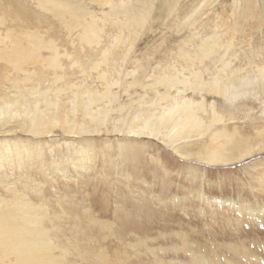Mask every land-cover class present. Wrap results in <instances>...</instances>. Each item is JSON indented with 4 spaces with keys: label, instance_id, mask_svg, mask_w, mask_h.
Here are the masks:
<instances>
[{
    "label": "rangeland",
    "instance_id": "1",
    "mask_svg": "<svg viewBox=\"0 0 264 264\" xmlns=\"http://www.w3.org/2000/svg\"><path fill=\"white\" fill-rule=\"evenodd\" d=\"M105 1L0 0V52L10 53L20 47L36 52L38 57V66L33 60H25L22 68L26 72L15 71L17 75L12 65L0 60V84H4L0 93L11 85L1 81L4 74L18 81L33 72L38 76L25 85L39 81L42 87L74 84L101 90L98 72L89 69L98 62L100 71L111 69L109 81L120 83L112 89L118 101L113 108L125 106L136 95L154 98V93L138 87L127 88L132 80L126 74L132 69L135 78L143 80L157 66L175 64L182 51L195 55L197 45L211 33H201L199 29L204 26L220 27L216 33L222 44L232 41L226 51L218 50L233 57L227 59L231 69L239 67L248 72L264 60V21L254 0L242 4L243 18L237 16L243 9L236 14L240 8L234 9L233 0H216L198 14L197 25L182 30L177 29L183 23L182 15L188 13L187 6H198V0H181L170 16L162 0ZM119 10L115 18L114 12ZM127 18H131L133 31L125 27ZM232 26L236 30L232 31ZM26 36L42 43L40 49L27 44ZM13 41L21 44L12 45ZM46 45L57 49L59 68L45 67L44 60L53 55L44 48ZM105 49H111L106 62L100 55ZM214 58L203 60L202 66L209 68L205 79L215 67H221ZM81 67L87 69L85 78ZM56 75L63 80H54ZM172 92L177 99L202 103L209 114L211 106H216V112L225 117L203 134L177 144L192 154H204L221 147L224 140L211 136L222 130L232 139L226 141L227 146L243 144L249 151L224 163L192 154L182 156L155 138L128 135L118 127L119 119L134 118L133 108L120 114L112 110L104 124L87 126L83 114L79 110L72 113V105L61 98L57 101L67 110L60 107L59 112L79 121L76 128L66 131L55 126L39 135L19 130L0 132V198L24 201L37 208L57 264H264L261 101L247 97L232 107L220 96H177ZM101 107H95L94 112ZM41 112L47 111L37 114ZM207 117L203 114L202 120ZM14 261L0 255V264H16Z\"/></svg>",
    "mask_w": 264,
    "mask_h": 264
},
{
    "label": "bare ground",
    "instance_id": "2",
    "mask_svg": "<svg viewBox=\"0 0 264 264\" xmlns=\"http://www.w3.org/2000/svg\"><path fill=\"white\" fill-rule=\"evenodd\" d=\"M95 1H100V3L106 2L105 0ZM180 1L181 0L161 1V3L166 7L165 10L167 12V16H170L173 12H175L176 6L180 3ZM211 1L215 2L214 0H198V2L200 3L198 6L193 5L192 8H189V6H187L189 11L187 10L188 13L185 14V17L182 15L181 19L183 23L181 24V26H178L177 29L182 30L185 27L193 26L194 23L197 22L196 17L198 16V14L206 9ZM248 1L249 0H237L236 2L235 0L236 3H241L243 5H245L246 2L248 4ZM110 2L112 3L111 0H108V3ZM46 3L49 4V2ZM126 4H128V2ZM254 4L256 5V10L259 14V18L264 21V0H254ZM244 7L245 6H243L242 8L243 13L241 12L240 15H237L240 16V18L244 17ZM51 8H53L52 5ZM120 12V10L119 12H114L115 18L118 17ZM80 13L81 12H79V14ZM124 13H126L125 15H128L126 10H124ZM62 14H65V11H63ZM77 18H79V16ZM72 19H75V15H73ZM135 20H137V17ZM137 23L139 24V22ZM234 24L237 25L236 22ZM135 25L136 23L134 24V26ZM239 28L241 29V27ZM210 29H212L211 33H207L209 35L204 38L201 44L197 45V52L199 54L195 52V55L193 54V56H191L190 53L182 51L181 53H179L178 58L181 60L183 59V62L179 59H176L175 64H172V66L166 65L164 67H159L156 65V70L148 74L147 77L143 78V80H138L137 78H135V75H137L135 71H133L132 69L129 70L130 72H128L126 75L130 76L132 81H130L127 88L138 87L139 89H142L146 92L154 93L155 96L154 98L146 99L142 95V97L136 95L135 97H131L129 103L125 106L119 105L113 108L112 105L118 103V101L112 89L114 86L120 83H118L117 81H109L108 72L111 75V69L108 68L107 70L106 67L105 70L100 71V64L98 62L94 63L91 67L89 66V69L96 70V74L98 72L97 78L98 81H100L102 84L101 90H96L89 86H77L74 84L60 87H42L39 81L35 82L36 85L27 86L25 84L31 81L32 77L38 76V74H36L35 72H33L32 74H27L26 77L18 81H11L10 75L4 74L1 81L5 84L9 83L11 85L9 86V88L3 89V93L2 91L0 93V132L6 133L19 130L24 131V133L30 132L39 135L52 131L53 127L55 126L63 127L65 130L67 129L66 131H68V129L72 127L76 128L75 126H78L77 122L79 121H73V119L68 117L62 110L61 112H59L60 107L64 108L57 101L58 98H61L66 99L64 103L72 105V113H74V111L76 110H79L80 113L83 114L88 123L87 126L93 125L95 122L104 124L107 119H109V115L112 110L120 114V112L124 110L127 111L133 108L135 112L134 118L119 119V122H116L119 123L118 127L123 128V131L128 135L138 136L143 134L142 136L145 135L151 138H155L170 147L176 153H179L182 156L189 157L192 153L184 145L177 144L178 141H184V139L190 138L192 137V135L203 134V132L207 131L211 126H213V124L222 121L225 117L223 113L216 112V106H211V113L209 114L207 113L208 111L206 110V107L202 103H193V101L190 100L183 101L180 98L177 99L173 97V94L171 95L172 91H174L177 96L187 93L199 97H204L205 95L220 96L222 99H224L225 102L228 103V105L232 107H234L238 103V101L247 97L256 98L261 101V115L264 116V60L262 59L263 62L261 63L257 62L256 65H254V68L248 72H243L246 70H243L239 67L231 69V66L227 59L232 56L225 54L226 52H222L231 47L229 42L232 43V41L228 39V42L224 41V44H222L220 41V36L216 33V30L218 29L215 30L214 28H212V26L210 27ZM231 30H236L235 26H232ZM24 38L27 41V44L30 42L36 50L40 49V47L38 46L42 45V43L34 42L33 40H31L30 36H26ZM20 44L21 43L19 41L12 42V45L15 46H19ZM44 48L53 51V55L48 56L44 60V64H46L45 67L47 68L48 66V68L51 67V69L59 68L56 63L57 49L53 48V45L52 47L51 45H46V47ZM220 48L222 52H218ZM34 53H32V50L30 49L16 47L12 48L10 50V53L0 52V60H5L6 62H8L7 64L12 65V70H14L13 73L15 71L26 72L22 68V64L25 60H33L35 61L34 65L38 66V62L36 64V61H38V57ZM110 54L111 49H105L100 55L104 62H106L108 61V58H110ZM68 56H70V54ZM214 56L215 58L213 61L221 64V67H215V70L210 73L212 75L208 79H205L203 75L205 72H209V68L206 66H202L203 60L205 58L211 59V57ZM29 64L31 63L29 62ZM75 64L77 63L75 62ZM196 64H200L201 67L196 66ZM39 66H41L40 63ZM80 70L82 76L84 78L87 77V69L81 67ZM112 70L114 71V69ZM55 79L63 80L60 76L57 75L56 77H54V80ZM1 85L4 84H0V86ZM119 87H121V85H119ZM98 105H102V107L99 108L98 111L94 112V108ZM40 110H44L47 112H41V114H37ZM72 113L67 112V114L70 115ZM47 114H51L50 118H46ZM201 114H207V120L203 121ZM81 126L86 127L85 124H82ZM213 129H215V127ZM229 136L230 135L225 134L222 130L213 133L211 136L212 139L216 140L222 138L224 140V143L221 145V147L216 150L209 149L205 151L204 154L193 153L192 156H199V158L207 160L209 162L224 163L229 161L231 162L237 157L239 158V156L243 152L249 151L247 150V147L243 146V144L241 147L238 146L237 143V148H231L227 146L226 141L229 142L230 140H232L230 139L231 137L229 138ZM223 140L221 141L223 142ZM186 149V153H183L182 151ZM36 210L37 208L32 207L27 202L15 200L9 201L6 198H0V255L3 258L8 259L10 257H13L16 264H57L56 259H54L52 255L53 243L50 239V236L46 232L47 230L44 228L42 219L38 217L39 215H36Z\"/></svg>",
    "mask_w": 264,
    "mask_h": 264
},
{
    "label": "water",
    "instance_id": "3",
    "mask_svg": "<svg viewBox=\"0 0 264 264\" xmlns=\"http://www.w3.org/2000/svg\"><path fill=\"white\" fill-rule=\"evenodd\" d=\"M214 1H216V0H214ZM212 3H213V1H211V3H210L209 5H211ZM233 3H234V4H233V5H234V9H235L236 6H239L240 11H239V12H236V14H239V13L241 12L242 4H241V3H236V2H234V0H233ZM208 7H209V6H208ZM208 7H207V8H208ZM234 9H233V10H234ZM205 10H206V9H205ZM131 15H132V14H131ZM199 16H200V15H199ZM199 16H197L196 18L198 19ZM117 25H118V23H117ZM196 25H197V23H196ZM126 26H128V30H129V31H133V30H130V29H131V18H127L126 23H125V27H126ZM199 30H200L201 33L205 34V33H210V31H211L212 29L207 28L206 26H204V27H200ZM203 31H204L205 33H204ZM116 42H118V41H116Z\"/></svg>",
    "mask_w": 264,
    "mask_h": 264
},
{
    "label": "crops",
    "instance_id": "4",
    "mask_svg": "<svg viewBox=\"0 0 264 264\" xmlns=\"http://www.w3.org/2000/svg\"><path fill=\"white\" fill-rule=\"evenodd\" d=\"M121 146V145H120ZM120 150H121V147H120Z\"/></svg>",
    "mask_w": 264,
    "mask_h": 264
}]
</instances>
